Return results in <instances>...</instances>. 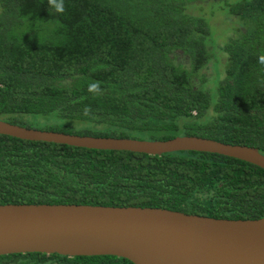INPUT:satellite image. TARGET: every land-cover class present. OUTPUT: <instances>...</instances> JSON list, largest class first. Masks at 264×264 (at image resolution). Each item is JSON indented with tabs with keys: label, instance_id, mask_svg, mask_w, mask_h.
Returning a JSON list of instances; mask_svg holds the SVG:
<instances>
[{
	"label": "trees",
	"instance_id": "1",
	"mask_svg": "<svg viewBox=\"0 0 264 264\" xmlns=\"http://www.w3.org/2000/svg\"><path fill=\"white\" fill-rule=\"evenodd\" d=\"M206 0H0V120L78 136H178L264 155V0H235L207 89L210 27L186 6ZM100 82V94L88 90ZM90 108L86 115L84 109ZM41 120H48L43 122ZM162 208L216 219L264 218V170L202 152L149 156L0 135V205ZM0 264H132L111 256H0Z\"/></svg>",
	"mask_w": 264,
	"mask_h": 264
},
{
	"label": "water",
	"instance_id": "2",
	"mask_svg": "<svg viewBox=\"0 0 264 264\" xmlns=\"http://www.w3.org/2000/svg\"><path fill=\"white\" fill-rule=\"evenodd\" d=\"M0 135L149 156L202 152L264 170V155L242 145L178 136L163 141L78 136L0 120ZM111 256L132 264H264V218L216 219L162 208L75 204L0 205V256Z\"/></svg>",
	"mask_w": 264,
	"mask_h": 264
},
{
	"label": "rangeland",
	"instance_id": "3",
	"mask_svg": "<svg viewBox=\"0 0 264 264\" xmlns=\"http://www.w3.org/2000/svg\"><path fill=\"white\" fill-rule=\"evenodd\" d=\"M233 1L235 0H206L186 6V13L204 18L210 27L209 44L214 58L202 72L208 80L205 85L207 89L212 88V86L214 88L216 81L218 82V80H214L222 76L226 59L224 52L221 51L224 44L229 38L244 30L242 24L231 16L226 9V5ZM44 121L49 122L48 120ZM44 121L41 120L40 124Z\"/></svg>",
	"mask_w": 264,
	"mask_h": 264
},
{
	"label": "clouds",
	"instance_id": "4",
	"mask_svg": "<svg viewBox=\"0 0 264 264\" xmlns=\"http://www.w3.org/2000/svg\"><path fill=\"white\" fill-rule=\"evenodd\" d=\"M48 4L57 13L63 14L66 11L65 0H48ZM261 62H264V57H261ZM88 90L94 94H100V82H91L88 86ZM90 108L86 107L84 113L87 115L90 112Z\"/></svg>",
	"mask_w": 264,
	"mask_h": 264
},
{
	"label": "flooded vegetation",
	"instance_id": "5",
	"mask_svg": "<svg viewBox=\"0 0 264 264\" xmlns=\"http://www.w3.org/2000/svg\"><path fill=\"white\" fill-rule=\"evenodd\" d=\"M222 51V50H221ZM223 52V51H222Z\"/></svg>",
	"mask_w": 264,
	"mask_h": 264
}]
</instances>
